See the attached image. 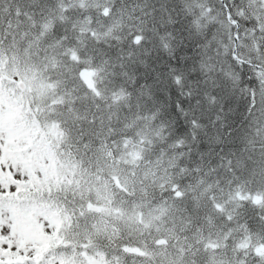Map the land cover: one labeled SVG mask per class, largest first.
Masks as SVG:
<instances>
[{"label":"snow or ice","instance_id":"obj_1","mask_svg":"<svg viewBox=\"0 0 264 264\" xmlns=\"http://www.w3.org/2000/svg\"><path fill=\"white\" fill-rule=\"evenodd\" d=\"M0 264H264V0H0Z\"/></svg>","mask_w":264,"mask_h":264}]
</instances>
